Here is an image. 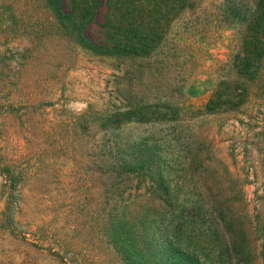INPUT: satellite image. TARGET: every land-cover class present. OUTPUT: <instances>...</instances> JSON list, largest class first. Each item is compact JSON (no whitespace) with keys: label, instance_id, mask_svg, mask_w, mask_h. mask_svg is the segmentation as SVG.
Returning a JSON list of instances; mask_svg holds the SVG:
<instances>
[{"label":"rangeland","instance_id":"1","mask_svg":"<svg viewBox=\"0 0 264 264\" xmlns=\"http://www.w3.org/2000/svg\"><path fill=\"white\" fill-rule=\"evenodd\" d=\"M193 1L140 57L98 55L52 34L44 0H0V264H133L109 241L118 212L140 210L158 188L192 191L200 205L217 186L200 163L181 183L178 162L209 158V130L220 141L221 120L203 113L218 69L239 52L240 27L231 0ZM180 102L188 120L176 119ZM245 180L256 217L264 186ZM209 217L198 221L221 245L217 264H239Z\"/></svg>","mask_w":264,"mask_h":264},{"label":"trees","instance_id":"2","mask_svg":"<svg viewBox=\"0 0 264 264\" xmlns=\"http://www.w3.org/2000/svg\"><path fill=\"white\" fill-rule=\"evenodd\" d=\"M167 1L44 3L52 34L69 36L98 55L143 57L156 50L167 36L170 21L196 3L174 0L173 10L168 5L164 11L163 3ZM231 2L230 18L240 27V45L235 47L239 52L233 62L218 69L203 113L221 120L222 129L217 133L220 141L209 130L205 138L209 158L197 161L194 156L178 162L185 171L179 177L181 183L189 180L190 169L200 163V167L212 171L217 186L211 184L202 193L200 205L192 191L158 188L147 193L148 201L140 210L127 208L122 215L118 212L109 241L126 254L128 262L134 260L133 264H217L222 259L221 245L211 244L204 223L198 221L202 215L210 216L217 224L216 230L224 238L223 247L232 251L233 260L239 264H264V202L253 217L247 188L251 183L245 180V176H253L255 183L264 186V0H249L250 7L247 0ZM134 113L127 111L123 115L129 119ZM175 114L177 120H188L193 110L180 102ZM219 142L227 146L234 167L218 158ZM186 145L189 149V143ZM3 171L12 174L9 167ZM160 178L164 176L160 174ZM5 182L8 185L9 180L5 178Z\"/></svg>","mask_w":264,"mask_h":264}]
</instances>
